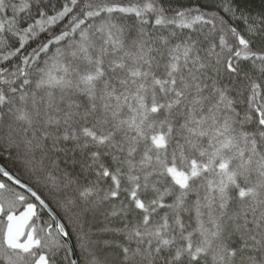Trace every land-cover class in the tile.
Here are the masks:
<instances>
[{
	"label": "snow or ice",
	"instance_id": "6c2138e0",
	"mask_svg": "<svg viewBox=\"0 0 264 264\" xmlns=\"http://www.w3.org/2000/svg\"><path fill=\"white\" fill-rule=\"evenodd\" d=\"M0 264H264V0H0Z\"/></svg>",
	"mask_w": 264,
	"mask_h": 264
}]
</instances>
